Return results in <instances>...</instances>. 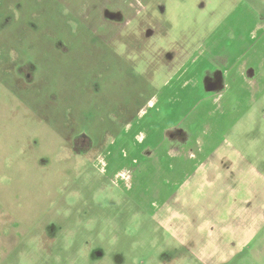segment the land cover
<instances>
[{
    "label": "rangeland",
    "instance_id": "rangeland-1",
    "mask_svg": "<svg viewBox=\"0 0 264 264\" xmlns=\"http://www.w3.org/2000/svg\"><path fill=\"white\" fill-rule=\"evenodd\" d=\"M0 264H264V0H0Z\"/></svg>",
    "mask_w": 264,
    "mask_h": 264
},
{
    "label": "flooded vegetation",
    "instance_id": "flooded-vegetation-1",
    "mask_svg": "<svg viewBox=\"0 0 264 264\" xmlns=\"http://www.w3.org/2000/svg\"><path fill=\"white\" fill-rule=\"evenodd\" d=\"M84 139V137H81V138H79V139H77L76 141H75V144H74V147H73V150H75V148H76V146H77V143H78V141L79 140H81V142H83V139ZM84 140H86V138L84 139ZM87 141V140H86ZM85 143V142H84ZM87 143H88V141H87Z\"/></svg>",
    "mask_w": 264,
    "mask_h": 264
},
{
    "label": "crops",
    "instance_id": "crops-1",
    "mask_svg": "<svg viewBox=\"0 0 264 264\" xmlns=\"http://www.w3.org/2000/svg\"><path fill=\"white\" fill-rule=\"evenodd\" d=\"M180 69H182V68H180ZM180 69H178V71H180ZM178 71H177V72H178Z\"/></svg>",
    "mask_w": 264,
    "mask_h": 264
}]
</instances>
